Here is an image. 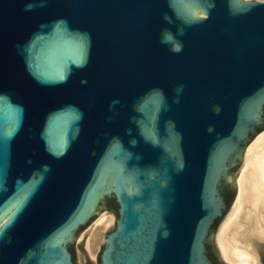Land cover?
<instances>
[{"label": "water", "instance_id": "obj_1", "mask_svg": "<svg viewBox=\"0 0 264 264\" xmlns=\"http://www.w3.org/2000/svg\"><path fill=\"white\" fill-rule=\"evenodd\" d=\"M263 110L264 0H0V264H71L104 197L100 264H214Z\"/></svg>", "mask_w": 264, "mask_h": 264}, {"label": "bare ground", "instance_id": "obj_2", "mask_svg": "<svg viewBox=\"0 0 264 264\" xmlns=\"http://www.w3.org/2000/svg\"><path fill=\"white\" fill-rule=\"evenodd\" d=\"M194 14L202 15L200 12ZM242 151V167L235 183L237 196H233L236 199L232 209L230 203V215L222 229L220 227L216 245L227 264H264V127ZM113 220L102 214L99 224L91 229L86 249L92 257L102 240L101 231Z\"/></svg>", "mask_w": 264, "mask_h": 264}, {"label": "rangeland", "instance_id": "obj_3", "mask_svg": "<svg viewBox=\"0 0 264 264\" xmlns=\"http://www.w3.org/2000/svg\"><path fill=\"white\" fill-rule=\"evenodd\" d=\"M263 123H264V110H263ZM257 129V128H255ZM242 150L238 153V155L235 157L234 164L229 168L228 170V176L231 178V181L229 183H224L223 185L225 188L228 190L229 193L235 194L237 196V186H236V178L237 175L242 167ZM242 155V157H241ZM112 197H104L100 200L99 205L97 207V210L91 214L87 221L80 225L75 232L73 233L72 238L67 242L66 246H68L71 251H72V261L73 264H98L97 259H98V254L102 248L103 245V238H104V233H108L111 231V227L114 224L113 222L116 219V206H112L109 202L108 199ZM230 198V203H231V209L232 205L236 199V197L229 196ZM98 211V212H97ZM231 212V210H230ZM102 214H106L108 216H111L113 220L112 224L105 230V232L101 231L102 234V240L100 244L97 246L96 251L94 253V257H92L89 252L86 249V242L89 239V236L93 230V226H96L99 224V219ZM230 214L226 212H222V215L218 218L215 219L214 224L210 227V230L208 231L207 237L205 239L207 243V249L209 253L216 259L219 260V258L224 262L219 264H227L224 259L222 258L219 249L217 248V237L220 235L218 232L221 231L222 227L225 223L226 220L228 219L227 216L229 217ZM99 216V217H98ZM96 222V223H95ZM221 227V229H220ZM92 229V230H91ZM220 230V231H219ZM216 238V239H215ZM219 262V261H218Z\"/></svg>", "mask_w": 264, "mask_h": 264}, {"label": "flooded vegetation", "instance_id": "obj_4", "mask_svg": "<svg viewBox=\"0 0 264 264\" xmlns=\"http://www.w3.org/2000/svg\"><path fill=\"white\" fill-rule=\"evenodd\" d=\"M225 190L228 192V190L225 188ZM204 246H205V253H206V255H207V257H212V259H213V263L214 264H219L220 263V261H221V263H224L220 258H219V260H216L210 253H209V251H208V249H207V243H206V241L204 242ZM67 250L69 251V253H70V258H71V264H73V261H72V251H71V249L67 246ZM208 253L210 254V255H208ZM98 256H99V254H98ZM219 261V262H218ZM98 264H100L99 262H98Z\"/></svg>", "mask_w": 264, "mask_h": 264}, {"label": "trees", "instance_id": "obj_5", "mask_svg": "<svg viewBox=\"0 0 264 264\" xmlns=\"http://www.w3.org/2000/svg\"><path fill=\"white\" fill-rule=\"evenodd\" d=\"M223 189H225V186H224V185H223ZM108 202H109L112 206H116V203H115V201L113 200V198L108 199ZM208 255H210V254L208 253Z\"/></svg>", "mask_w": 264, "mask_h": 264}, {"label": "clouds", "instance_id": "obj_6", "mask_svg": "<svg viewBox=\"0 0 264 264\" xmlns=\"http://www.w3.org/2000/svg\"><path fill=\"white\" fill-rule=\"evenodd\" d=\"M168 38L171 39V35L170 34H169ZM180 50H181V46L179 44L173 49V51H180Z\"/></svg>", "mask_w": 264, "mask_h": 264}]
</instances>
